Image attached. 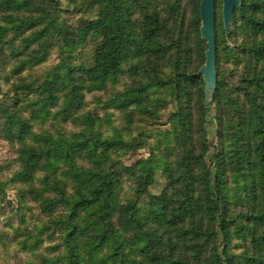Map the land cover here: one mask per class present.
I'll list each match as a JSON object with an SVG mask.
<instances>
[{
    "label": "trees",
    "instance_id": "trees-1",
    "mask_svg": "<svg viewBox=\"0 0 264 264\" xmlns=\"http://www.w3.org/2000/svg\"><path fill=\"white\" fill-rule=\"evenodd\" d=\"M82 1L96 17L73 33L58 22L59 0H0V71L6 49L27 33L12 52L22 58L14 77L42 64L52 47L59 53L38 86L13 85L3 97L13 104L0 102V134L16 147L17 167L0 182L2 200L13 186L20 206L43 216L33 230L11 226L22 251L58 235L62 252L41 263L264 264V0L234 9L229 46L215 0L217 80L209 100L196 75L207 50L201 0H162L163 12L159 0ZM89 42L86 68L77 51ZM96 92L108 94L96 98L103 117L84 111ZM167 103L174 108L167 130L151 147L150 133L134 134L135 117H155ZM211 109L216 145L208 156ZM108 110L122 114V125H112ZM146 148L147 158L123 162ZM157 172L165 185L152 195ZM126 183L133 195L123 201Z\"/></svg>",
    "mask_w": 264,
    "mask_h": 264
},
{
    "label": "rangeland",
    "instance_id": "rangeland-1",
    "mask_svg": "<svg viewBox=\"0 0 264 264\" xmlns=\"http://www.w3.org/2000/svg\"><path fill=\"white\" fill-rule=\"evenodd\" d=\"M188 3L187 0L182 1V5H186ZM218 9V18L222 22V7L223 0H217ZM157 7V10L163 12L165 10V3L162 0H159L158 3L154 4ZM60 6V16L58 18V22L62 24V26L70 32H76V30L82 25V23L86 20H91L96 17L95 9H88V6L84 4L82 0H59ZM3 17L0 15V24L2 23ZM220 22V21H219ZM30 33H27L24 36H20L13 44L12 49H6L5 53L8 58L5 62L4 71H0V102H3L7 105H12L13 100L4 99L3 97L6 93L12 88L13 85L19 83H32L35 86H38L42 81L45 74H47L54 66L59 63V53L57 47H52L49 51L48 57L45 61L40 65H30L27 69L21 73L18 77H14L11 73L12 68L17 66L22 60L21 57L17 59L12 56V52L21 51L22 43L21 40L23 37L28 36ZM12 34L9 33L6 40L12 38ZM227 46L230 45L229 36L226 39ZM205 42V41H204ZM93 52V44L91 42L88 43L84 48H79L77 54L81 58L82 63L86 68L92 67V55ZM229 68V67H228ZM203 81V80H202ZM127 79L124 78L119 85H115L111 87V89H121V85L123 83H127ZM107 93L96 92L93 94H89L86 96L85 100V110L91 111L93 113L98 114L100 117H103L104 110L101 104L96 103V98L99 97L102 100L107 98ZM162 95L163 97H167L166 94L155 93L151 95V98H158ZM27 102V99L21 95V102ZM173 106L170 103H167L163 109H157L158 113L155 117H147V115L137 114L135 117V124L133 126L134 134L139 133L140 131H145L150 133L152 136L150 139H147L148 144L153 147L157 143L155 137L158 135V132H163L167 130V126L163 125L169 113L173 110ZM108 113L112 115L111 121L114 127L122 125V114L113 110H108ZM215 112L211 109L207 123L205 125V129L207 131V139L211 146L209 150V155L212 156L214 153V146L216 145V124L214 121ZM50 125L48 124L47 127ZM63 129L67 132L76 131L77 129L73 127L71 124L62 125ZM104 130H108L105 126ZM16 147L12 146L9 142L5 141L0 134V182H7L12 174L17 170L16 164L14 163L16 159L15 154ZM149 152L148 148L144 150H140L137 154L127 155L123 157V162L126 165H131L135 160L141 158H147V153ZM210 158V157H209ZM165 185V181L163 176L157 172L155 176V183L149 188V192L152 195H159ZM13 186H7L5 189V197L2 200V195L0 194V237L2 238L0 241V264H43L41 263V257H52L60 252H62L63 247H60L61 240L58 235H55L52 238L44 237V241L42 242L39 249L34 253H28L22 251L21 242L22 238L18 237L19 233L25 229L33 230L35 226H39L40 220H43V216L40 215L39 210L36 206L30 205V210L27 207L20 206V203L17 200L16 190ZM132 192L130 190V186L128 183L124 184L121 199L126 201L127 199L132 198ZM24 219V223H20V218ZM11 226L14 228H19V233L15 234L13 230H11ZM50 248H55L53 252L50 251Z\"/></svg>",
    "mask_w": 264,
    "mask_h": 264
},
{
    "label": "water",
    "instance_id": "water-1",
    "mask_svg": "<svg viewBox=\"0 0 264 264\" xmlns=\"http://www.w3.org/2000/svg\"><path fill=\"white\" fill-rule=\"evenodd\" d=\"M241 1L223 0L222 22L226 39L229 36L234 9L240 7ZM215 14V0H201L199 6V17L201 21L200 34L206 43L207 50L205 52V63L196 75L202 77L207 100L211 99L217 80L215 61Z\"/></svg>",
    "mask_w": 264,
    "mask_h": 264
}]
</instances>
